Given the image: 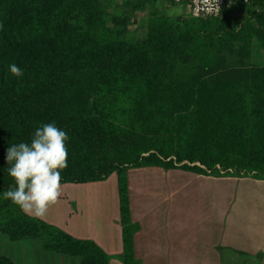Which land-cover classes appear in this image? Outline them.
Masks as SVG:
<instances>
[{
  "label": "trees",
  "instance_id": "1",
  "mask_svg": "<svg viewBox=\"0 0 264 264\" xmlns=\"http://www.w3.org/2000/svg\"><path fill=\"white\" fill-rule=\"evenodd\" d=\"M230 14L151 13L146 36L127 39V19L104 0H0V234L110 263L95 242L4 198L15 187L6 149L45 123L69 137L62 186L129 168L264 181V64H249L247 33L264 49V9L239 28ZM0 264L15 263L0 253Z\"/></svg>",
  "mask_w": 264,
  "mask_h": 264
},
{
  "label": "rangeland",
  "instance_id": "2",
  "mask_svg": "<svg viewBox=\"0 0 264 264\" xmlns=\"http://www.w3.org/2000/svg\"><path fill=\"white\" fill-rule=\"evenodd\" d=\"M104 2L108 6V12L110 14L127 19V39H141L146 36L148 19L151 13L170 14L171 16L172 14H176L179 16L178 18H191L185 6L178 3L176 0H104ZM263 9L264 0H260L248 6L240 5L236 9L230 10L232 25H236L238 28L241 27V25L244 26L249 20L248 18L250 15L256 13V11H262ZM247 33L250 41L249 64L263 65L264 49L256 41L252 28H248ZM134 169L136 168H129L127 170ZM127 170H120L118 173L114 174L111 180L105 181V187L84 186L87 184L66 185L64 188L62 187L61 194H63V196L48 210L46 218L41 220H45L53 225L58 224L66 228L67 232L76 231L75 229L90 228V223L80 224L78 222L81 215L78 214L77 216V210L83 205V194H85L89 200L93 197L94 204L98 205L103 199V194L107 192L108 189L114 192V188L117 186L116 183L122 182V198H125L124 186L128 185L127 195L134 203L132 213L129 211L128 217L133 221L138 220L133 227L137 232H153L157 230L165 232L170 230L172 233H184L190 231L191 227L189 223L203 225L202 227H193V230L197 232L225 231L237 233L244 230L245 224L239 220L237 214L228 208L225 202V200H231L235 196V188L229 183L221 182V185L210 186L207 181H189L187 178H182L176 187V196L169 200L168 204L163 203L158 204L157 207H153V204L148 201L140 205V201L145 196L142 197L138 193L143 186H149L152 177H149L147 171L143 169H136L125 177L124 172ZM160 171L161 170L155 172ZM158 174L162 175V173ZM155 178L157 180L160 179L157 176ZM163 181L166 182L165 186L167 187L170 185L171 179L166 178L162 180L161 185ZM172 181H174L173 178ZM156 185L160 186L159 183ZM227 186L229 188H227ZM230 194L233 196L232 198H229ZM115 200L116 198L111 199L110 209H107L106 213L91 211L88 213V219H93L95 223H103V235L114 237L117 234V239L119 241L125 230L118 224V217L121 214V210L116 214V207L114 206ZM216 203L218 204L217 206ZM253 232L255 235L259 233V231L255 230H250L246 233L251 234ZM28 242L33 241L12 242L7 237L0 234V253L11 261L22 260V258L25 257L24 254L29 253V251L26 250V244H28ZM33 244L36 243L34 242ZM106 247L110 251L114 249L113 244H106ZM155 248H157V246ZM65 258L72 260H70V264H81L78 259L74 261L75 259L73 260V258ZM32 261L37 262V257H34ZM40 263L43 264L41 260ZM16 264L23 263L16 262ZM113 264H116V262Z\"/></svg>",
  "mask_w": 264,
  "mask_h": 264
},
{
  "label": "crops",
  "instance_id": "3",
  "mask_svg": "<svg viewBox=\"0 0 264 264\" xmlns=\"http://www.w3.org/2000/svg\"><path fill=\"white\" fill-rule=\"evenodd\" d=\"M136 169H143L147 171L149 177H152L149 186H143L138 193L142 197L145 196L140 201V205L148 201L153 204V207H157L158 204H168L169 200L176 196V187L182 178H187L189 181H207L210 186L221 185V182L229 183L235 188V196L231 200H225V202L228 208L237 214L239 220L245 224L244 230L237 233L225 231L197 232L193 230V227H202L203 225L189 223L191 229L184 233H172L170 230L165 232H162V230L137 232L133 227L138 220L133 221L128 217L129 211L132 213L134 203L127 195L128 185L124 186L125 198H122V182L116 183L117 186H115L114 192L111 189H108L107 192L102 189L105 193L98 205L94 204L93 197L89 200L83 194V205L77 210V216L78 214L81 215L78 222L80 224L90 223V228L75 229L76 231L67 232L66 228L58 224H54V226L75 238L95 242L110 256L109 264L115 262L116 264H264V181L253 178L204 177L180 170H163L161 168ZM157 169L161 171L155 172L159 171ZM134 170L125 171L124 176L127 177ZM158 173H162V175ZM156 176L161 180H157ZM166 178L171 179L170 185L167 187L165 186V181L161 185V181ZM172 178L174 181H172ZM108 180H111V177ZM104 183L84 186L105 187ZM157 183L160 186H157ZM64 186L66 185L62 187L64 188ZM227 188L229 187L227 186ZM62 196L63 194L59 198ZM232 197L230 194L229 198ZM112 198H116L114 202L116 214L121 210L118 224L125 230L119 241L117 234L114 237L103 235V223H95L93 219H88V213L91 211L106 213L107 209H110ZM250 230L259 231V233L256 235L254 232L251 234L246 233ZM33 243L28 242L26 244V250L29 253L24 254L25 257L22 260L13 261L15 264L16 262L41 264L40 260L43 264H70L72 261L71 259H66L65 257L67 256L64 255L42 252L41 248ZM106 244H113L114 249L108 250ZM156 246L157 248H155ZM34 257H37V262L32 261Z\"/></svg>",
  "mask_w": 264,
  "mask_h": 264
},
{
  "label": "clouds",
  "instance_id": "4",
  "mask_svg": "<svg viewBox=\"0 0 264 264\" xmlns=\"http://www.w3.org/2000/svg\"><path fill=\"white\" fill-rule=\"evenodd\" d=\"M201 11L218 15V0H200ZM13 76L23 75L15 64L9 65ZM66 132L56 124L45 123L34 132L30 143L13 144L6 149L7 171L15 187L4 192L26 214L45 219L62 191L61 172L67 167Z\"/></svg>",
  "mask_w": 264,
  "mask_h": 264
},
{
  "label": "built area",
  "instance_id": "5",
  "mask_svg": "<svg viewBox=\"0 0 264 264\" xmlns=\"http://www.w3.org/2000/svg\"><path fill=\"white\" fill-rule=\"evenodd\" d=\"M178 3L185 6L186 10L189 12L190 17L193 19H221L225 10H234L240 5H250L254 3L255 0H218V6L220 12L218 15L215 14H205L201 11L202 5L200 0H176Z\"/></svg>",
  "mask_w": 264,
  "mask_h": 264
}]
</instances>
